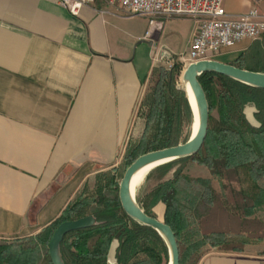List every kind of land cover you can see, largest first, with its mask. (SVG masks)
Returning a JSON list of instances; mask_svg holds the SVG:
<instances>
[{"label":"crops","instance_id":"1","mask_svg":"<svg viewBox=\"0 0 264 264\" xmlns=\"http://www.w3.org/2000/svg\"><path fill=\"white\" fill-rule=\"evenodd\" d=\"M252 5L223 0L232 17ZM195 28L169 18L147 41L148 21L106 0L78 16L52 0H0V239L39 234L88 177L117 168L151 70L185 54ZM253 43L213 60L230 65ZM198 264H264V254L216 250Z\"/></svg>","mask_w":264,"mask_h":264},{"label":"trees","instance_id":"2","mask_svg":"<svg viewBox=\"0 0 264 264\" xmlns=\"http://www.w3.org/2000/svg\"><path fill=\"white\" fill-rule=\"evenodd\" d=\"M230 65L264 73V37ZM180 72L176 62L169 70H151L122 157L125 169L143 154L190 138L193 116L184 90L177 88ZM199 82L210 108L207 136L200 151L153 168L157 183L137 200L153 218L151 210L158 203L164 204V214L160 207L156 212L175 235L180 264H198L205 255L204 246L219 252H242L254 240L264 241V223L248 221L264 206V90L209 73L202 74ZM247 110L253 124L246 117ZM190 162L206 169L209 177L184 176ZM121 178L119 167L88 177L75 199L39 234L0 243V264H52L48 243L53 232L60 224L83 217H93L96 225L64 237L59 247L63 264H107L113 243L117 244V264H167L168 252L161 237L123 213L118 199ZM241 178L249 183V190L239 193L235 197L238 203L232 205L213 187V181L231 185ZM250 224L256 227L251 234L246 230Z\"/></svg>","mask_w":264,"mask_h":264},{"label":"water","instance_id":"3","mask_svg":"<svg viewBox=\"0 0 264 264\" xmlns=\"http://www.w3.org/2000/svg\"><path fill=\"white\" fill-rule=\"evenodd\" d=\"M205 73L223 76L247 87L264 90V73L262 72L242 70L214 60L190 64L182 72L181 85H178L177 88L184 90L186 94L193 122L197 123L195 133H192L190 138L184 143L139 156L125 169L118 186V199L123 213L134 223L154 230L161 237L168 252L167 264H180L179 249L175 235L172 229L164 222V219L160 221L157 217L153 218L145 214L138 204L135 194L131 191V183L134 175L146 166H154L155 168L172 161L194 156L200 151L207 136L210 119L207 96L199 82V77ZM186 88H189L192 93L194 108L190 103ZM95 225L96 221L93 217H83L60 224L53 232L48 243V252L52 264H63L59 254V247L68 233ZM115 248H110L107 264H117L114 258Z\"/></svg>","mask_w":264,"mask_h":264},{"label":"built area","instance_id":"4","mask_svg":"<svg viewBox=\"0 0 264 264\" xmlns=\"http://www.w3.org/2000/svg\"><path fill=\"white\" fill-rule=\"evenodd\" d=\"M65 8L72 16L96 0H52ZM126 17H140L148 21L144 40H151L160 33L169 18H187L196 23L189 49L176 61L183 68L199 61L213 60L223 49L242 42H255L264 37V12L259 8L264 0H252L253 5L244 14L229 16L223 0H106ZM165 70L173 65L166 53Z\"/></svg>","mask_w":264,"mask_h":264},{"label":"rangeland","instance_id":"5","mask_svg":"<svg viewBox=\"0 0 264 264\" xmlns=\"http://www.w3.org/2000/svg\"><path fill=\"white\" fill-rule=\"evenodd\" d=\"M174 62L178 63L176 61V59L173 60V63ZM180 67H181V72H180V77H179V83L181 85V74L185 68H183L181 65H180ZM247 111H250V110H247ZM247 111H246V117H247L248 121L251 124H253L254 123L253 118L249 119ZM136 116H137V114H136ZM134 124H135V121L133 122V124L131 126V133L134 130V128H133ZM135 136H137V134ZM130 139H131V136L128 137V140L126 141V145ZM134 139H136V137ZM122 157H123V155H122ZM122 157L120 158L119 164L117 167H119V172H121L122 176H123V173L125 171V167H122V165H121L122 164ZM184 176H186L190 179H203V178H208L209 173L206 169L198 166L196 163L190 162L186 165V171L184 172ZM169 178H171V174L168 175L166 179H169ZM156 183H157V180L155 179V176H154V173L152 172V170L147 172L146 175L143 177L141 183L138 185V187L135 190L136 200H141L146 195H148L152 191V189L155 187ZM118 186H119V184H118ZM213 187L216 191H218L221 195H223V197L227 200V202H229V204L232 205V204H235L237 202V199H235V197L239 193L247 192L249 190V183L245 182L244 178H241V180L239 182L233 183L231 185L221 184L217 181H213ZM78 192H79V190L76 192V194L74 195L72 200L75 199V196L77 195ZM160 204H162V203H160ZM162 205H163L164 210H165L164 204H162ZM155 207H157V206H155ZM155 207L151 210L152 214L155 217H157L159 220H162V217L160 215H158V214L156 215L154 213ZM248 221H254V222L260 221V222L264 223V206L257 208L254 212V215L252 217H250ZM250 225H252V226H249L246 230H248L247 233L251 234V233H254L253 229L256 227H254L255 224H250ZM25 238H27V237L17 238V239H0V243H11L14 241H20V240L25 239ZM113 246L116 247L117 244L113 243L111 248H113ZM202 250H206L205 254H207L208 252L216 251L215 249H209L205 246L202 248ZM244 250L252 251L254 254H264V241L258 242L256 240H254V244L250 245L249 247L247 246Z\"/></svg>","mask_w":264,"mask_h":264},{"label":"bare ground","instance_id":"6","mask_svg":"<svg viewBox=\"0 0 264 264\" xmlns=\"http://www.w3.org/2000/svg\"><path fill=\"white\" fill-rule=\"evenodd\" d=\"M186 91L188 93V97L190 99V103L192 104V107L194 108V100H193V96L192 93L190 92L189 88H186ZM248 117L249 119L252 118V113L251 111H247ZM197 128V123L193 122L192 125V133L194 134ZM154 168V166H146L142 169H140L133 177L132 179V183H131V191L133 194H135V190L138 187V185L141 183L143 177L146 175L147 172L151 171ZM161 221V220H160ZM115 246H113L114 248Z\"/></svg>","mask_w":264,"mask_h":264},{"label":"clouds","instance_id":"7","mask_svg":"<svg viewBox=\"0 0 264 264\" xmlns=\"http://www.w3.org/2000/svg\"><path fill=\"white\" fill-rule=\"evenodd\" d=\"M255 126H257V127H258V126H259V124L257 123Z\"/></svg>","mask_w":264,"mask_h":264}]
</instances>
